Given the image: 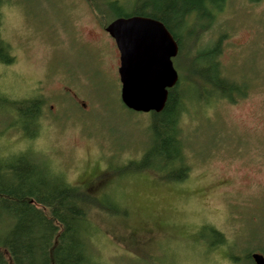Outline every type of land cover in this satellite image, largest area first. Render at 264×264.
Instances as JSON below:
<instances>
[{"label":"rangeland","instance_id":"rangeland-1","mask_svg":"<svg viewBox=\"0 0 264 264\" xmlns=\"http://www.w3.org/2000/svg\"><path fill=\"white\" fill-rule=\"evenodd\" d=\"M103 28L85 0H3L0 36L13 63H0V100L38 99L43 107L37 124L25 129L12 109L0 110V161L33 155L67 184L90 187L111 212H126L89 216L94 264L264 258V0H227L199 39L208 46L223 36L224 76L247 93L234 105L208 98L203 106L186 89L191 100L179 128L190 173L181 183L151 172L117 174L141 159L149 114L122 106L118 52ZM191 34L178 33L184 49L173 66L194 79L192 60L200 50L191 54ZM214 232L224 244L213 245Z\"/></svg>","mask_w":264,"mask_h":264},{"label":"trees","instance_id":"trees-1","mask_svg":"<svg viewBox=\"0 0 264 264\" xmlns=\"http://www.w3.org/2000/svg\"><path fill=\"white\" fill-rule=\"evenodd\" d=\"M85 1L101 27L116 19L130 17L160 22L178 46L174 60L182 57L184 49L178 33H192L191 54L200 50L191 65L195 78L178 75V82L168 90L163 110L149 113L148 145L141 159L129 162L117 171L119 176L151 172L167 182L185 181L190 167L179 121L185 103L191 100L187 90L196 92L198 103L212 92L227 99L232 98L234 92L243 95L238 92L239 87L224 76L219 62L223 36L208 46L199 45L201 35L212 28L227 0ZM2 4L3 0H0V10ZM0 63L7 66L13 63L9 47L1 36ZM241 87L245 88V85ZM6 107L15 113L17 125L21 124L25 129L26 124L35 125L39 120L43 102L38 99L19 103L0 100V110ZM25 135L33 139L36 134ZM85 186L67 184L52 173L43 160L28 153L0 161V264H94L89 216L98 211L125 217L126 212H111L105 203L88 192L91 188ZM213 234L217 238L213 245L224 244L220 233ZM246 259L251 261V255Z\"/></svg>","mask_w":264,"mask_h":264},{"label":"water","instance_id":"water-1","mask_svg":"<svg viewBox=\"0 0 264 264\" xmlns=\"http://www.w3.org/2000/svg\"><path fill=\"white\" fill-rule=\"evenodd\" d=\"M105 31L119 53L122 106L138 114L161 112L168 90L178 82L173 66L178 46L172 35L160 22L142 17L116 19ZM251 259L264 264L259 254H252Z\"/></svg>","mask_w":264,"mask_h":264},{"label":"flooded vegetation","instance_id":"flooded-vegetation-1","mask_svg":"<svg viewBox=\"0 0 264 264\" xmlns=\"http://www.w3.org/2000/svg\"><path fill=\"white\" fill-rule=\"evenodd\" d=\"M110 24V23H109ZM108 24V25H109ZM107 25V26H108ZM106 26V27H107ZM101 27V26H100ZM106 27H102L104 30V32L106 33ZM168 31V30H167ZM169 32V31H168ZM170 33V32H169ZM108 36H109V34L108 33H106ZM110 37V36H109ZM110 39H112L111 37H110ZM113 40V39H112ZM114 42V41H113ZM115 44V43H114ZM116 47V46H115ZM118 52V51H117ZM118 62H119V53H118ZM119 68V67H118ZM117 72H118V70H117ZM230 82L233 84V85H236L237 87H239V91L238 92H242L243 93V95L242 96H239L238 94L239 93H233V95H232V98H230V99H227V98H221L218 94L219 93H214V92H212L211 94H209V95H206V96H204V97H202L201 98V102H199V104H201V105H206L208 102H207V99L208 98H210V101H212V102H215V100H217V103L218 102H223L224 100L227 102V103H231L232 105H234V103L236 104V101L238 100V99H242V98H244V96H246V93H247V90H246V93H245V89L246 88H244V87H241L242 85H243V83H236L235 81L233 82V81H231L230 80ZM214 96H216V97H214ZM223 100V101H222ZM251 261H252V259H251Z\"/></svg>","mask_w":264,"mask_h":264}]
</instances>
